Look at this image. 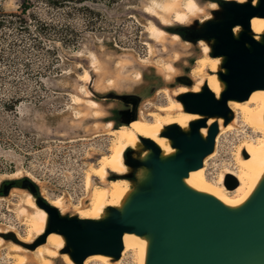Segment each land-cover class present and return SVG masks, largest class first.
<instances>
[{
    "label": "rangeland",
    "instance_id": "obj_1",
    "mask_svg": "<svg viewBox=\"0 0 264 264\" xmlns=\"http://www.w3.org/2000/svg\"><path fill=\"white\" fill-rule=\"evenodd\" d=\"M21 1L0 3L12 12L18 10ZM154 1L87 0L75 2L71 8L40 4L26 15L28 28L19 24L0 28V190L5 182H24L23 187L0 194V236L7 241L0 243V264H18L10 246L15 240L8 234L29 233L27 216L20 213V208L26 204L25 190L30 191L31 186L38 187L46 202L64 197L68 215L80 217L76 207L89 205L85 175L91 165H98L100 158L110 153L113 135L105 123L111 120L114 126L110 115L114 104L102 100L104 117L95 118L76 96H84L87 88L94 98L95 93L130 91L144 80L150 68L166 73L159 68L172 58L173 50L165 52L164 46L151 38L149 24L159 22L150 12L160 11L168 0ZM199 1L205 4V13L171 28L211 15V1ZM39 17L53 24L46 33L39 32ZM186 41L181 38L176 47L181 58L193 56L197 60L202 49L197 42ZM123 63H127L125 68L121 67ZM86 69L92 73L90 82L81 77ZM176 69L180 72L177 64ZM138 71L142 72L140 80L136 79ZM165 96L161 92L148 97L141 106L145 111L154 110L155 105L167 103ZM247 133L253 132L240 122L221 136L219 155L209 162L211 178L216 179L225 162H234L235 148ZM110 176L119 175L110 171L108 179ZM28 254L29 264H41L36 252ZM133 258L128 252L119 264H133Z\"/></svg>",
    "mask_w": 264,
    "mask_h": 264
},
{
    "label": "water",
    "instance_id": "obj_2",
    "mask_svg": "<svg viewBox=\"0 0 264 264\" xmlns=\"http://www.w3.org/2000/svg\"><path fill=\"white\" fill-rule=\"evenodd\" d=\"M222 1L202 20L190 41L199 38L209 44L213 56L223 57L217 74L225 87L219 98L207 83L199 92L187 91L176 97L184 111L200 117L187 127L173 123L162 130L175 152L164 154L154 140L145 137L129 147L124 153L129 171L117 175L131 180L134 189L122 206H108L101 218L60 212L40 196L38 187L31 186L37 204L48 212L46 230L31 243L21 241L14 232L9 237L33 250L46 243L51 233L61 234L66 241L61 253H68L76 264H84L94 254L118 261L127 232L148 238L146 264H264V177L248 200L237 207L192 188L184 180L215 150L220 132L216 120L225 118V125L234 120L229 101H245L255 90L264 89V32L257 39L251 24L255 16L264 17V0ZM237 26L240 29L235 31ZM194 84L190 79L186 86ZM158 87L141 94L111 91L95 96L99 102L104 95L122 100L121 121L127 124L138 119L141 103ZM210 118L215 119L212 124H208ZM204 127L207 135L202 133ZM145 151L148 153L143 156ZM225 184L234 190L239 181L226 177ZM16 186L23 187L24 182H5L0 194H8ZM57 260V264H66L63 258Z\"/></svg>",
    "mask_w": 264,
    "mask_h": 264
},
{
    "label": "bare ground",
    "instance_id": "obj_3",
    "mask_svg": "<svg viewBox=\"0 0 264 264\" xmlns=\"http://www.w3.org/2000/svg\"><path fill=\"white\" fill-rule=\"evenodd\" d=\"M237 1L244 2L246 0ZM256 2L257 0H255ZM217 7L218 4L216 2H210V8L215 9ZM150 13L159 21H151L149 24L151 38L158 44L163 45L165 52L173 50L172 58L159 68L166 71L165 81L163 83L164 87L160 88L155 95L157 96V94L162 92L166 95L167 103H159L155 105L154 110L150 111H145L141 106L138 119L127 124H122L119 127H114L111 120L105 123L108 132L113 135L110 153L104 154L100 158L99 164L91 165V168L86 172L85 186L89 192V205L76 207L81 218H101L108 206H122L125 199L134 189V183L123 176L108 179V175L110 171L115 174H126L129 171V167L124 162V153L129 147L137 146L142 141V137L154 140L162 148L164 154L175 152L176 149L171 146L169 139L163 136L162 130L167 125L173 123L187 127L191 120L200 117L199 114L184 111L183 104L176 98L179 94L187 91L199 92L205 83L208 84L218 98L224 90L225 84L217 74L220 71L223 57L213 56L209 44L203 40L199 42L202 54L201 56L199 55L200 57H198L196 65L192 70V76L195 80L193 88L191 89L186 85H179L174 89L169 88V84L178 73L176 64L181 59V54L176 47L180 44L181 38L177 33L169 32L166 27L173 26L176 23H186L192 16L205 13V4L199 0H168V2L163 3L160 11L155 10ZM208 17L210 15L206 16V18ZM251 24L256 38L260 39L261 34L264 32V17L255 16ZM239 29L240 27L237 26L235 31ZM186 42L189 44L188 41ZM97 62L98 58L93 61V65L97 66ZM127 63H123L121 67L125 68ZM81 77L83 80L85 79L87 82H90L92 73L86 69ZM136 79H142L141 71L137 72ZM76 100L80 104L89 107L92 110L93 117H104L102 104L92 96L88 88L85 95H77ZM229 106L235 113L234 120L228 125H225V118L223 117L216 120L220 126V133L216 138L215 150L204 159L201 168L191 170L184 180L192 188L211 194L228 206L237 207L248 200L264 177V89L255 90L249 99L245 101L230 100ZM214 121V118H210L208 124H212ZM240 122H243L253 133H247L240 143L237 144L234 151V162H225L216 179L211 178L208 175L209 162L219 155L218 146L221 136L235 129L236 125ZM202 133L207 135L208 128L204 127ZM147 153L148 151H145L143 156ZM142 172L143 169H140L139 174ZM226 177L231 179L236 178L239 181L236 189L231 190L226 186ZM96 178L100 180L97 183L95 181ZM25 193L26 204L21 206L20 213L27 216L25 223L29 227V233L23 235L20 232H16V235L21 241L31 243L44 234L48 212L37 204L32 192L25 190ZM49 203L58 207L62 212L66 209L65 198L62 196L49 198ZM30 210H33V213ZM123 240L124 251L121 259L116 263H121L128 252H131L134 257L133 264H146L148 238L136 233L127 232L124 234ZM5 242L7 241L0 236V243ZM65 244L64 237L61 234L53 232L48 236L45 244L39 245L33 250L15 241H11L10 246L15 251L14 258L18 264L30 263L28 254L30 251L37 253L41 264H55V259L58 257H62L67 264H76L68 253H61ZM92 261H98L103 264H114L112 257L105 254L90 255L84 264Z\"/></svg>",
    "mask_w": 264,
    "mask_h": 264
},
{
    "label": "flooded vegetation",
    "instance_id": "obj_4",
    "mask_svg": "<svg viewBox=\"0 0 264 264\" xmlns=\"http://www.w3.org/2000/svg\"><path fill=\"white\" fill-rule=\"evenodd\" d=\"M206 1H214L217 4H221V5L224 3L222 0H206ZM201 25H202V19L195 22V23H192L190 25L185 24V25L174 26V29L177 31V34L180 36V38H183L184 40L188 41V40L193 39V36L200 30ZM200 41H201V39L198 38L196 41L197 44H199ZM182 57L183 58H181L179 60V62H177V66L180 67V72H178L174 76L173 81L171 82L172 84L171 83L169 84V87H171V89L178 87L180 84H187V82L190 79L194 80L191 73H192L193 67L196 65L195 61H197V60H194L193 56H182ZM164 81H165V74H162L161 72L155 70L154 68H150L149 70L145 71L144 80H142L136 87H134L132 90H130V92H136L138 94H141L142 92L147 91L152 86L159 84V87L156 89V91L153 95V96H155L157 91L160 88H162L161 86H163ZM105 93H108V92H105ZM101 94H104V93H101ZM102 100L110 101L111 103L114 104V107L112 108L110 115L114 119L113 121L121 124L122 123V121H121V118H122L121 109L123 108L124 102L120 99L110 98V97L105 96V95L101 97V101ZM144 100H146V99H144ZM144 100H143V102H144ZM139 111H140V109H139ZM126 156L128 157V155H126Z\"/></svg>",
    "mask_w": 264,
    "mask_h": 264
},
{
    "label": "trees",
    "instance_id": "obj_5",
    "mask_svg": "<svg viewBox=\"0 0 264 264\" xmlns=\"http://www.w3.org/2000/svg\"><path fill=\"white\" fill-rule=\"evenodd\" d=\"M87 0H22L20 2L19 8L17 11H12V12H7L2 4L0 3V28L5 27L8 25H14V24H19L20 27L23 28H28V19L26 18V15L31 13V9L37 7V5L44 4L46 6H49L50 8H71L72 4L77 2V3H84ZM38 22V28L40 29L39 32L41 33H46L48 29L53 27V24L50 23L47 19L43 17L37 18ZM166 29L169 32H175L177 31L171 26L166 27ZM3 36H7V33H4ZM38 38H35L34 41H37ZM119 123H116L114 121V126L119 127ZM118 177V176H117ZM116 178L114 176H110V179Z\"/></svg>",
    "mask_w": 264,
    "mask_h": 264
}]
</instances>
